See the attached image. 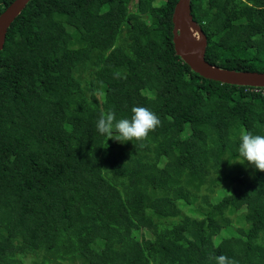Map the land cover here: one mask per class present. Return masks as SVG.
I'll list each match as a JSON object with an SVG mask.
<instances>
[{"label": "trees", "instance_id": "1", "mask_svg": "<svg viewBox=\"0 0 264 264\" xmlns=\"http://www.w3.org/2000/svg\"><path fill=\"white\" fill-rule=\"evenodd\" d=\"M155 1L31 0L9 27L0 264H264V171L238 153L242 132L264 135V87L192 70L174 48L178 0ZM191 12L209 63L264 72V0H191ZM134 106L160 119L147 138L96 131Z\"/></svg>", "mask_w": 264, "mask_h": 264}, {"label": "water", "instance_id": "2", "mask_svg": "<svg viewBox=\"0 0 264 264\" xmlns=\"http://www.w3.org/2000/svg\"><path fill=\"white\" fill-rule=\"evenodd\" d=\"M31 0H13L0 14V52L4 47L9 27ZM173 43L176 54L192 70L205 78L239 86L264 87V72L239 71L209 63L206 58L207 36L194 20L191 0H178L173 16Z\"/></svg>", "mask_w": 264, "mask_h": 264}, {"label": "clouds", "instance_id": "3", "mask_svg": "<svg viewBox=\"0 0 264 264\" xmlns=\"http://www.w3.org/2000/svg\"><path fill=\"white\" fill-rule=\"evenodd\" d=\"M131 112L130 118L118 120L115 119L111 110L101 114L95 125L96 131L120 143H125L147 138L149 133L160 124L158 115L149 108L134 106ZM238 153L243 159L241 164L264 171V135L242 132L239 137ZM215 261L216 264H234L233 259L224 254L216 256Z\"/></svg>", "mask_w": 264, "mask_h": 264}, {"label": "bare ground", "instance_id": "4", "mask_svg": "<svg viewBox=\"0 0 264 264\" xmlns=\"http://www.w3.org/2000/svg\"><path fill=\"white\" fill-rule=\"evenodd\" d=\"M27 5H28V4H27ZM1 12H2V11H1ZM80 57H81V56H80ZM85 58H86V57H85ZM96 62H97V61H96ZM96 62H95V63H96ZM11 105H12V104H11ZM12 108H13V107H12ZM7 109H8V108H7ZM0 116H1V115H0ZM1 117H2V116H1ZM1 117H0V119H1ZM45 120H46V119H45ZM1 121H2V119H1ZM9 122H10V121H9ZM47 122H48V121H47ZM2 123H3V122H2ZM4 123H5V122H4ZM5 124H6V123H5ZM47 125H48V124H47ZM49 125H50V124H49ZM1 126H2V128H3L4 125H1ZM45 126H46V125H45ZM54 126H55V125H54ZM45 128H46V127H45ZM3 129H5V128H3ZM11 129H12V127H11ZM49 129H50V128H49ZM1 130H2V129H1ZM47 130H48V129H47ZM8 131H9V130H8ZM5 132H6V131H5ZM5 132H4V133H5ZM11 132H12V130H11ZM52 133H53V132H52ZM5 134H6V133H5ZM7 134L9 135V132H7ZM47 134H48V133H47ZM48 135H49V134H48ZM4 136H5V135H4ZM11 136H13V135H10V137H11ZM52 136H53V135H52ZM70 136H71V135H70ZM72 136H73V135H72ZM50 137H51V136H50ZM11 138H12V137H11ZM16 138H17V137H16ZM75 138H76V137H75ZM49 139H50V138H49ZM56 139H57V138H56ZM56 139H55V140H56ZM76 139H77V138H76ZM12 140H13V139H12ZM57 140H58V139H57ZM67 140L69 141V139H67ZM70 140H72V138H71ZM73 140H74V137H73ZM73 140H72V141H73ZM218 140H219V139H218ZM18 141H19V140H18ZM34 141H35V140H34ZM62 141H63V140H62ZM20 142H21V141H20ZM37 142H39V141H37ZM48 142H49V141H48ZM59 142H60V141H59ZM40 143H41V142H40ZM54 143H55V142H54ZM75 143H76V142H75ZM19 144H20V143H19ZM38 144H39V143H38ZM38 144H36V145H38ZM55 144H56V143H55ZM61 144H62V143H61ZM10 145H11V144H10ZM40 145H41V144H40ZM50 145H51V144H50ZM50 145H49V147H50ZM15 146H16V145H15ZM45 146H46V145H45ZM45 146H44V147H45ZM218 146H219V145H218ZM37 147H38V146H37ZM51 147H52V146H51ZM56 147H57V146H56ZM58 147H59V146H58ZM70 147H72V146H70ZM221 147H222V146H221ZM11 148H12V147H11ZM76 148H77V147H76ZM215 148H216V146H215ZM0 149H1V148H0ZM40 149H41V148H40ZM42 149H43V148H42ZM45 149H46V148H45ZM15 150H16V149H15ZM53 150H54V149H53ZM61 150H62V149H61ZM61 150H60V151H61ZM67 150H68V149H66V151H67ZM215 150H216V149H215ZM217 150H218V149H217ZM217 150H216V151H217ZM226 150H228L227 147H226ZM0 151H1V150H0ZM7 151H8V150H7ZM220 151H221V150H220ZM18 152H19V151H18ZM31 152H32V151H31ZM70 152H71V151H70ZM1 153H2V152H1ZM3 153H4V152H3ZM54 153H55V152H54ZM14 154H15V152H14ZM168 154H169V153H168ZM219 154H220V153H219ZM56 155H58V154H56ZM73 155H74V154H73ZM161 155H162V154H161ZM212 155H213V154H212ZM222 156H223V155H222ZM0 157H1V155H0ZM170 157H171V156H170ZM180 157H181V156H180ZM157 158H158V157H157ZM32 159H35V158H32ZM170 159H171V158H170ZM232 159H233V158H232ZM36 161H37V160H36ZM76 163H77V162H76ZM219 163H220V162H219ZM216 165H217V164H216ZM171 166H172V165H171ZM40 167H41V166H40ZM45 167H46V166H45ZM148 168H149V167H148ZM158 168H159V167H158ZM34 170H35V169H34ZM44 170H45V168H44ZM44 170H43V171H44ZM148 170H149V169H148ZM148 170H147V171H148ZM37 171H38V170H37ZM43 171H42V172H43ZM160 172H161V171H160ZM178 172H179V171H178ZM129 173H130V172H129ZM136 173H137V172H136ZM155 173H156V172H155ZM208 173H209V172H208ZM28 174H29V173H28ZM33 174H34V173H33ZM33 174H32V175H33ZM67 174H68V173H67ZM67 174H66V175H67ZM78 174H79V173H78ZM39 175H40V174H39ZM46 175H47V174H46ZM84 175H86V174H84ZM140 175H141V174H140ZM166 175H167V174H166ZM168 175H169V173H168ZM170 175H171V174H170ZM155 176H156V175H155ZM31 177H32V176H31ZM37 177H38V176H37ZM43 177H44V176H43ZM53 177H54V176H53ZM66 177H67V176H66ZM66 177H65V178H66ZM68 177H69V176H68ZM68 177H67V178H68ZM84 177H85V176H84ZM132 177H133V176H132ZM136 177H137V176H136ZM147 177H148V176H147ZM166 177H167V176H166ZM28 178H29V177H28ZM39 178H40V177H39ZM47 178H48V177H46V179H47ZM51 178H52V177H51ZM70 178H71V177H70ZM77 178H78V177H77ZM87 178H88V177H87ZM152 178H153V177H152ZM160 178H161V177H160ZM167 178H168V177H167ZM37 179H38V178H37ZM44 179H45V178H44ZM44 179H43V180H44ZM68 179H69V178H68ZM84 179H85V178H84ZM150 179H151V178H150ZM34 180H35V179H34ZM34 180H33V181H34ZM40 180H41V179H40ZM165 180H166V179H165ZM165 180H164V181H165ZM55 181H56V180H55ZM48 182H49V181H48ZM139 182H140V181H139ZM144 182H145V181H144ZM166 182H167V181H166ZM5 183H6V182H5ZM7 183H8V182H7ZM7 183H6V184H7ZM54 183H55V182H54ZM67 183H68V182H67ZM0 184H1V182H0ZM29 184H30V182H29ZM34 184H35V183H34ZM36 184H37V183H36ZM40 184H41V183H40ZM79 184H80V183H79ZM143 184H144V183H143ZM32 185H33V184H32ZM47 185H48V184H47ZM49 185H50V184H49ZM87 185H89V184H87ZM196 185H197V184H196ZM6 186H7V185H6ZM6 186H5V187H6ZM30 186H31V185H30ZM41 186H42V184H41ZM56 186H57V185H56ZM60 186H61V185H60ZM78 186H79V185H78ZM133 186H134V184H133ZM133 186H132V187H133ZM46 187H48V186H46ZM151 187H152V186H151ZM27 188H28V187H27ZM36 188H37V187H36ZM123 188H125V187H123ZM152 188H153V187H152ZM30 189L33 190V188H30ZM6 190H7V189H6ZM125 190H126V189H125ZM195 190H196V189H195ZM2 191H3V190H2ZM2 191H1V193H2ZM26 191H27V190H26ZM26 191H25V192H26ZM70 191H71V190H70ZM70 191H69V192H70ZM130 191H131V190H130ZM5 192H6V191H5ZM125 192H126V191H125ZM14 193H15V192H14ZM16 193H17V192H16ZM144 193H145V192H144ZM168 193H169V192H168ZM10 194H11V191H10ZM18 194H19V193H18ZM126 194H127V193H126ZM147 194H148V193H147ZM0 195H1V194H0ZM129 196H130V195H129ZM0 197H1V196H0ZM12 197H13V196H12ZM20 197H21V196H20ZM117 197H118V196H117ZM119 197H120V196H119ZM141 197H142V196H141ZM150 197H151V195H150ZM6 198H7V196H6ZM27 198H28V195H27ZM143 198H144V197H143ZM152 198H153V197H152ZM0 199H1V198H0ZM9 199H10V198H9ZM102 199H103V198H102ZM120 199H121V198H120ZM120 199H119V200H120ZM166 199H167V198H166ZM168 199H169V198H168ZM11 200H12V199H11ZM15 200H16V199H15ZM15 200H14V201H15ZM98 200H99V199H98ZM98 200H97V201H98ZM133 200H134V199H133ZM138 200H139V199H138ZM199 200H200V199H199ZM7 201H9V200H7ZM16 201H17V200H16ZM10 202H11V201H10ZM98 202H99V201H98ZM101 202H102V201H101ZM167 202H168V201H167ZM16 203H18V202H16ZM126 203H127V202H126ZM200 203H201V202H200ZM169 204H170V203H169ZM248 205H249V204H248ZM103 206H104V205H103ZM130 206H131V205H130ZM174 206H175V205H174ZM21 207H22V206H21ZM106 207H107V206H106ZM121 207H122V206H121ZM103 208H104V207H103ZM107 208H108V207H107ZM115 208H116V207H115ZM105 209H106V208H105ZM129 209H130V208H129ZM115 210H116V209H115ZM117 212H118V211H117ZM235 212H236V211H235ZM114 213H115V212H114ZM121 213H122V212H121ZM89 214H90V213H89ZM108 214H110V212H109ZM115 214H116V213H115ZM115 214H114V215H115ZM118 215H119V214H118ZM113 217H114V216H113ZM87 218H88V217H87ZM125 218H126V217H125ZM115 220H116V219H115ZM92 221H93V220H92ZM92 221H91V222H92ZM89 222H90V221H89ZM120 222H121V221H120ZM120 222H119V223H120ZM116 223H117V222H116ZM88 225H89V224H88ZM124 225H125V224H124ZM240 225H241V224H240ZM108 227H109V226H108ZM243 228H244V227H243ZM88 229H89V228H88ZM138 229H139V228H138ZM182 229H183V228H182ZM92 231H93V230H92ZM109 231H112V230H109ZM88 232H89V231H88ZM107 232H108V231H107ZM116 232H117V231H116ZM131 233H132V232H131ZM88 235H89V234H88ZM153 235H154V234H153ZM111 236H112V235H110V238H111ZM87 237H88V236H87ZM127 237H128V236H127ZM124 238H126V237H124ZM36 239H37V238H36ZM134 239H135V238H134ZM134 239H133V240H134ZM79 240H80V239H79ZM98 240H99V239H98ZM26 241H29V240H26ZM34 241H35V240H34ZM83 241H84V239H83ZM123 241H124V240H123ZM135 241H136V240H135ZM32 242H33V240H32ZM77 242H78V241H77ZM79 243H80V242H79ZM126 243H127V242H126ZM132 243H133V242H132ZM30 244H31V242H30ZM80 244H81V243H80ZM136 244H137V243H136ZM21 245H23V244H21ZM138 245H139V244H138ZM207 245H208V244H207ZM34 246H35V244H34ZM77 246H78V245H77ZM211 246H212V245H211ZM19 247H20V246H19ZM109 247H110V246H109ZM5 248H6V247H5ZM60 249H61V248H60ZM45 250H46V249H45ZM207 250H208V249H207ZM202 252H203V251H202ZM202 252H201V253H202ZM208 252H209V251H208ZM20 253H21V252H20ZM54 253L56 254V252H54ZM205 254H206V253H205ZM51 255H52V254H51ZM51 255H50V257H51ZM18 256H19V255H18ZM54 256H55V255H54ZM51 258H52V257H51ZM203 258H204V257H203ZM206 258H207V257H206ZM73 259H74V258H73ZM75 259H76V258H75ZM204 259H205V258H204ZM1 260H2V259H1ZM201 260H202V259H201ZM18 261H20V260H18ZM72 261H74V260H72ZM199 261H200V260H199ZM53 262H54V261H53ZM9 264H10V263H9ZM42 264H43V263H42Z\"/></svg>", "mask_w": 264, "mask_h": 264}, {"label": "rangeland", "instance_id": "5", "mask_svg": "<svg viewBox=\"0 0 264 264\" xmlns=\"http://www.w3.org/2000/svg\"><path fill=\"white\" fill-rule=\"evenodd\" d=\"M160 2V0H156L155 3L158 4ZM132 6V5H131Z\"/></svg>", "mask_w": 264, "mask_h": 264}]
</instances>
